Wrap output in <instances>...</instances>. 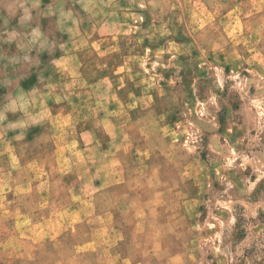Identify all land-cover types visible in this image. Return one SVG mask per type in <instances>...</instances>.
Returning <instances> with one entry per match:
<instances>
[{
    "label": "rangeland",
    "instance_id": "374dc122",
    "mask_svg": "<svg viewBox=\"0 0 264 264\" xmlns=\"http://www.w3.org/2000/svg\"><path fill=\"white\" fill-rule=\"evenodd\" d=\"M132 7L141 19L120 20L135 34L97 42L121 50L120 90L111 89L98 115L93 100L83 102L87 115L65 126L73 139L78 122L93 133L84 141L89 171L36 183L35 192H0V264H264V0L109 8L127 15ZM27 39L21 50L35 45ZM87 52L84 77L93 80L100 58ZM5 118L0 173L9 158L37 154ZM92 135L113 146L94 148ZM125 156L136 162L121 164L136 174L134 191L92 192L97 182L111 185V162ZM152 158L159 165L141 163ZM146 179L152 192L139 189Z\"/></svg>",
    "mask_w": 264,
    "mask_h": 264
},
{
    "label": "crops",
    "instance_id": "0c3cea01",
    "mask_svg": "<svg viewBox=\"0 0 264 264\" xmlns=\"http://www.w3.org/2000/svg\"><path fill=\"white\" fill-rule=\"evenodd\" d=\"M130 3L134 6L137 0H0V114L7 117L4 120L6 127L14 126L18 133H24L25 145H31L37 151L29 158L19 154L15 155V160L9 158L10 168L0 173V186L3 187L0 192L22 195L35 192L36 183L72 175H78L82 180L87 174L92 163L84 141L86 135L93 133L78 122L75 131L79 135L73 139L65 126L71 118L87 115L83 102L93 100L98 115L103 110V102L113 99L111 89L120 90L114 80L116 74L121 73L118 69L123 68L118 62L121 50L113 43L97 45V42L135 34L134 24L120 20L123 16L131 17L133 23L137 18L141 19L136 17L134 7L127 8V15H118L109 8L129 6ZM120 21L123 24L120 25ZM27 38L37 44L49 42L51 47L39 49L40 45L37 48L35 43L33 48L21 50L19 45L28 43ZM86 38L95 39L87 44ZM89 49L92 55L100 58L93 80L84 77L88 64L82 58ZM103 57H112L113 61L102 60ZM107 69L117 71L113 75L111 72L104 75ZM93 87L91 94L87 90ZM99 106L102 108L98 109ZM150 113V110L145 111L143 117ZM8 117L15 119L9 121ZM30 132L33 135L29 136ZM46 134H51L49 140L53 139L47 145L42 142ZM8 136L1 145L7 143ZM91 137L90 143L98 150L113 146L110 138L102 141L95 135ZM11 147L15 150L14 143ZM46 147L61 150L63 156L52 157ZM127 160L136 164L130 156L113 159L111 185L97 182L92 192H130L135 189L136 174L130 175L121 167ZM141 163L153 168L160 161L152 158ZM118 169L123 170L122 173ZM151 187V180L146 179L139 189L152 192ZM75 188L67 187L68 192H86L82 187L79 191Z\"/></svg>",
    "mask_w": 264,
    "mask_h": 264
}]
</instances>
